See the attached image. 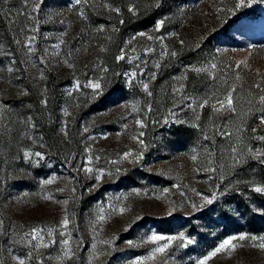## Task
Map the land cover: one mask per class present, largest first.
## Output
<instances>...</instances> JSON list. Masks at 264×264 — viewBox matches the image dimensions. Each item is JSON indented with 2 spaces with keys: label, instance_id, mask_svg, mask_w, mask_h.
<instances>
[{
  "label": "rangeland",
  "instance_id": "1",
  "mask_svg": "<svg viewBox=\"0 0 264 264\" xmlns=\"http://www.w3.org/2000/svg\"><path fill=\"white\" fill-rule=\"evenodd\" d=\"M261 97L264 0H0V264H264Z\"/></svg>",
  "mask_w": 264,
  "mask_h": 264
},
{
  "label": "snow or ice",
  "instance_id": "2",
  "mask_svg": "<svg viewBox=\"0 0 264 264\" xmlns=\"http://www.w3.org/2000/svg\"><path fill=\"white\" fill-rule=\"evenodd\" d=\"M79 2H80V0H77V3H79ZM238 6H239V5H238ZM162 23H163V21L159 22V23L157 24V28H159V27H160V24H162ZM96 87H99V86L96 85ZM145 87H147V86H145ZM261 101L264 102V97H261ZM227 103H228V104H231V99H229V100L227 101ZM221 106L223 107V104H222ZM262 122H264V121H262ZM261 139H264V137H262ZM193 159H195V157H193ZM256 190H257V191H264V189H260V188H257ZM208 203H211V201H208ZM65 224H67V221H66V220H65ZM33 238L35 239V236H33ZM153 239H163V237H156V236H154ZM233 239H236V238L234 237ZM239 239H240V240H244L245 237H244L243 235H241V236L239 237ZM251 239H252V240H256L257 237H251ZM230 243H231V242H230L229 240L224 241V243H222V244L219 246V248L216 249V252H219V251L223 250V249H224L227 245H229ZM233 247H235V245H233ZM259 247L264 248V242H262V243L259 245ZM158 250H159V251H163V248L158 249ZM216 252H213V253H211L210 255H215ZM20 264H23V261H21ZM201 264H204V262L201 261Z\"/></svg>",
  "mask_w": 264,
  "mask_h": 264
}]
</instances>
